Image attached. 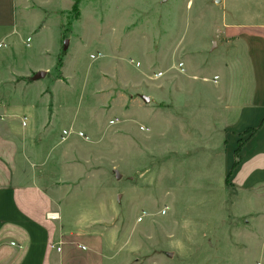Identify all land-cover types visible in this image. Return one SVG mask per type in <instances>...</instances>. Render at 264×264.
Wrapping results in <instances>:
<instances>
[{
    "label": "rangeland",
    "instance_id": "374dc122",
    "mask_svg": "<svg viewBox=\"0 0 264 264\" xmlns=\"http://www.w3.org/2000/svg\"><path fill=\"white\" fill-rule=\"evenodd\" d=\"M262 10L264 0H19L25 28L0 50V76L17 97L27 76L42 86L60 118L42 134L59 147L37 168L60 212L50 214L100 238L106 264H264V184L234 183L212 110L214 75L231 72L213 49L216 23Z\"/></svg>",
    "mask_w": 264,
    "mask_h": 264
},
{
    "label": "crops",
    "instance_id": "0c3cea01",
    "mask_svg": "<svg viewBox=\"0 0 264 264\" xmlns=\"http://www.w3.org/2000/svg\"><path fill=\"white\" fill-rule=\"evenodd\" d=\"M18 10L19 0H0V44L15 40L18 29L25 28L19 27ZM216 27L219 37L213 49L221 50L227 58L223 66L231 72L226 81L223 72L214 75L218 79L213 82L212 110L224 120V152L231 140L228 171L239 141H246L233 181L238 187L254 188L264 184V10L255 20L244 22L229 21L226 13ZM3 70L12 72L7 66ZM0 79V264H106L100 238L73 236L61 222L49 218L57 212L56 202L37 168L59 147L46 149L42 134L60 118L50 119L42 86L27 76L31 85L20 86L27 92L17 97L12 95L15 88L6 89ZM250 129L257 131L246 134Z\"/></svg>",
    "mask_w": 264,
    "mask_h": 264
},
{
    "label": "trees",
    "instance_id": "16d2710c",
    "mask_svg": "<svg viewBox=\"0 0 264 264\" xmlns=\"http://www.w3.org/2000/svg\"><path fill=\"white\" fill-rule=\"evenodd\" d=\"M256 131H257V129H250V130H247L245 133L246 134L251 133L253 135L256 133ZM245 142L246 141L240 140L238 143V148H237L236 154H235L236 159H235V163L233 165L232 171H234L240 165V163L242 161L240 153L242 151V148H243Z\"/></svg>",
    "mask_w": 264,
    "mask_h": 264
},
{
    "label": "built area",
    "instance_id": "2783aa9c",
    "mask_svg": "<svg viewBox=\"0 0 264 264\" xmlns=\"http://www.w3.org/2000/svg\"><path fill=\"white\" fill-rule=\"evenodd\" d=\"M3 46H6V44L1 43V44H0V48H2ZM216 79H217V78H216ZM65 134H67V132H65ZM81 136L83 137L84 135L81 134ZM49 218H51L52 220H57V219H59V215L56 214V213H52V214H49ZM11 245H12V246H19V244H18L17 242H11ZM58 250L60 251L61 248L58 247Z\"/></svg>",
    "mask_w": 264,
    "mask_h": 264
},
{
    "label": "water",
    "instance_id": "95a60500",
    "mask_svg": "<svg viewBox=\"0 0 264 264\" xmlns=\"http://www.w3.org/2000/svg\"><path fill=\"white\" fill-rule=\"evenodd\" d=\"M220 2H221V0H217V3H220ZM45 75H46V72H44V71L38 72L36 74V79H40V78L44 77ZM146 102H149L148 98H146ZM119 177H120V174H118V178ZM169 256L172 257V254L170 253Z\"/></svg>",
    "mask_w": 264,
    "mask_h": 264
}]
</instances>
